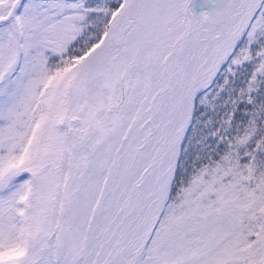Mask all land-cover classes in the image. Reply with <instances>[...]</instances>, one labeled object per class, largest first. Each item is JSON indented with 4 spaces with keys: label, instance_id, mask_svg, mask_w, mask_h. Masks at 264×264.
Returning <instances> with one entry per match:
<instances>
[{
    "label": "snow or ice",
    "instance_id": "snow-or-ice-1",
    "mask_svg": "<svg viewBox=\"0 0 264 264\" xmlns=\"http://www.w3.org/2000/svg\"><path fill=\"white\" fill-rule=\"evenodd\" d=\"M0 264H264V0H0Z\"/></svg>",
    "mask_w": 264,
    "mask_h": 264
}]
</instances>
